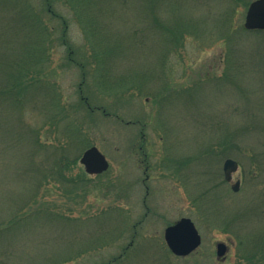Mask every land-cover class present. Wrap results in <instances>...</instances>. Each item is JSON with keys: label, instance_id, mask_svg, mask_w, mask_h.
Listing matches in <instances>:
<instances>
[{"label": "rangeland", "instance_id": "rangeland-1", "mask_svg": "<svg viewBox=\"0 0 264 264\" xmlns=\"http://www.w3.org/2000/svg\"><path fill=\"white\" fill-rule=\"evenodd\" d=\"M224 3L223 0H214L208 8L195 5L192 0L178 2L182 6V17L201 21L204 28H201L200 36L206 31L210 41L202 40L200 43L201 39L194 37L187 42L182 53L167 56L164 69L157 68L147 88L139 90L133 99H122L118 95L114 97L112 91L110 97L102 100L99 98L101 92L93 78V72L88 74L84 84L85 93L89 94L94 106L105 107L92 110V113L87 112L84 107L86 120L81 128L87 133L90 147L97 146L106 156L109 169L99 176H91L89 187L75 196L76 199L81 198L78 203L81 205L79 211H74L71 215L76 221L75 226L78 223L76 228L68 225L66 229L60 230L55 225L46 223L43 232L37 229L30 234L23 230L21 239L26 243L30 241V236L35 238L41 236V233L45 236L62 237L64 241L58 242L53 237L41 249L36 242L29 246L23 243L18 252L22 256L36 252V256H28L27 260L22 261L33 263L40 252L51 245L52 250L60 251L62 256L73 255L79 250L85 252L84 257L69 264H94L117 255L131 242L133 235L136 237L132 250L149 244L153 248L148 246L150 249L147 250L152 254L156 253L154 257H158L162 252L165 253V228L182 217H190L195 222L202 236V243L187 257L173 254L166 259L169 264H228L233 261L235 241L226 222L237 206H244L247 202L251 205L264 199L261 197V194L264 196L262 190L244 183V169L245 172L250 169L249 154L252 150L249 147L254 142L261 147L264 139L257 137L252 141L248 136L242 142V146L246 147L243 151L245 156L232 157L239 163L231 181L233 185L240 180L238 192H234L231 183H227L225 179L223 164L226 159L218 160L215 156H206L202 152L224 138L232 124L242 123L241 118L244 117L235 109L239 104L240 108L244 105V96H254L260 102L264 100V83L255 74L254 67H248L246 62V77H239L236 83L224 84L225 86L217 84L223 73L229 70L228 61L232 59L226 58L221 41L214 42L217 36V16L224 9ZM245 14L246 11L241 18L243 26ZM255 39L254 34H248L243 40L250 46L249 44L256 45ZM59 60L63 61L62 52L56 50L53 54L55 70L52 71L55 81L46 79L42 85L58 87L68 104L79 102L76 89L81 81V74L76 67L71 70L60 67L62 62ZM151 60L155 61L152 64L143 62L142 65H145L142 67L132 61L119 69L115 68V72L119 76L122 75L121 70L132 68L135 72L138 69L147 70L148 66L147 71L154 73V68L162 66V63L159 64V59L156 61L153 56L149 57V61ZM215 69H219V72L215 73ZM216 75L219 76V81L210 78ZM160 91L162 95H158ZM25 93L27 97L22 105V113L13 111L9 115L6 107L0 113V222L12 215L10 202L14 201V196L17 199L30 196L32 191L28 188H35L37 179L32 174L24 177L26 174L19 172L21 179L16 172L22 164H30L29 149L31 153L35 151L33 158L37 163H34L33 169L45 168L44 164L48 166L46 154L42 156L40 148L36 147L38 144L34 134L30 131L37 129V138L44 145L51 144L46 143L48 135L50 140L57 135L56 132L52 133L56 128L55 122H52L53 125L50 122L55 116L56 107L47 109L48 112L44 107L51 103L50 98H29L31 93ZM41 100L44 101L40 103ZM11 119L15 127L8 135ZM63 122L66 120L62 119V124ZM23 130L29 134L25 140L20 138ZM223 180L226 183H222L219 190L212 189L203 194L209 187L215 186V182ZM49 198L51 201L56 199V194L49 195L44 200ZM256 198L258 200L254 201ZM208 199L211 201L208 202ZM57 200L62 209L68 207L69 203L61 195ZM76 205L71 203L73 207ZM102 216L105 217V226L98 222ZM140 219L141 224L134 229L133 225ZM91 236L101 237V240L88 245L87 239ZM221 241L229 245V253L218 258L216 244Z\"/></svg>", "mask_w": 264, "mask_h": 264}, {"label": "trees", "instance_id": "trees-1", "mask_svg": "<svg viewBox=\"0 0 264 264\" xmlns=\"http://www.w3.org/2000/svg\"><path fill=\"white\" fill-rule=\"evenodd\" d=\"M213 1L192 0V3L209 8ZM223 1L224 9L217 16V36L214 42L221 41L226 58L232 59H229V70L223 73L220 81L218 75L210 78L219 81L217 84L221 85L236 83L239 77H246L247 69L244 67L247 62L248 67L253 66L255 74L264 83V30H247L241 19L253 0ZM178 2L181 0H0V113L6 109H9V115L13 111L22 113L26 91L31 93L29 98H50L51 103L44 107L46 111L56 107L55 116L50 122H55L56 128L52 133L57 134L51 140L49 135L46 136V143L51 144L44 145L37 138L38 130L34 128L30 131L34 134L38 144L36 147L40 148L42 156L46 154L48 166L44 164L45 168L33 169L34 163H37L33 158L35 151L31 153L29 149L30 164H22L16 170L19 175V172L26 174L24 177L32 174L38 181L36 180L34 189L28 188L32 191V195L26 196L28 198H12V215L0 222V264H69L85 256V252L80 250L73 255L62 256L60 251L52 250L50 245L43 252L39 251L40 254L33 263H25L28 256H36V252L22 256L18 249L23 243L29 246L34 245V242L41 249L54 237L41 233V236L35 238L30 236V241L26 243L21 239L23 230L30 234L37 229L43 232L46 223H51L50 225L53 224L60 230L66 229L68 225L72 228L78 226V223L75 226L76 221L71 218L73 212L79 211L81 206L78 204L81 198L76 199L75 196L86 190L92 179L80 164L82 153L91 145L86 137L87 133L81 128L86 120L83 108L92 113V110L105 107L94 106L89 94L85 93L84 84L88 74L93 72V78L101 92L99 98L102 100L110 97L112 91L114 97L118 95L122 99H133L138 92L147 88L157 68L164 69L167 56L182 53L187 42L194 37L200 38V43L202 40L210 41L208 32L204 31L200 36L201 28H204L201 21L182 17V6ZM248 34L256 36V45L248 46L244 43L243 39ZM56 50L62 52L60 67L68 70L76 67L81 74V81L76 89L79 102L68 104L58 87L42 85L46 79L55 81L52 71L55 70L53 54ZM152 56L156 61L159 59V64L162 63V66L154 68V73L147 71L148 66L147 70L138 69L135 72L132 68H125L127 70H121L122 75L119 76L115 72V68L119 69L132 61L137 62L139 67L147 61L152 64L155 61H149ZM142 70L145 71L141 72ZM215 70V73L219 72V69ZM262 91L264 93V86ZM158 95H162V92ZM243 99L244 105L240 108L239 104L235 109L244 117L241 118L242 123L232 124L229 133L217 144L204 150L203 155L215 156L218 160L241 158L245 156L243 151L246 147L242 146L245 138L250 136L252 141L257 137L264 139V100L260 102L254 96H244ZM42 101L44 100L40 103ZM62 119L66 120L64 124ZM14 127L13 123L9 125L8 135L14 131ZM27 136L29 134L26 131H21L22 140ZM31 137L33 139L32 135ZM261 143V147L255 142L253 146H248L252 151L249 154L250 169L246 172L244 169V183L252 184V187L254 185V188H259L264 193V140ZM18 178L22 179V176ZM222 183H226L225 180L215 182V186L209 187L203 194L212 189L219 190ZM55 194L56 199L44 200ZM59 195L69 203L65 209L61 208L57 200ZM261 197L264 198L262 194ZM257 200L258 198L254 201ZM259 200L251 205L247 202L244 206H237L232 216L228 217L226 225L235 241L233 261L228 264H264V199ZM71 203L77 205L73 207ZM104 218L102 216L98 220L103 226ZM141 222L142 219L135 223L134 229ZM134 237L136 235L117 255L94 264H169L166 259L173 254L166 243L165 253L154 257L156 253L152 254L147 250L153 248L149 244L132 250ZM54 239L61 243L64 241L59 236ZM87 240L88 245H92L99 242L101 237L91 236Z\"/></svg>", "mask_w": 264, "mask_h": 264}, {"label": "water", "instance_id": "water-1", "mask_svg": "<svg viewBox=\"0 0 264 264\" xmlns=\"http://www.w3.org/2000/svg\"><path fill=\"white\" fill-rule=\"evenodd\" d=\"M244 27L247 30H264V0H253L245 14ZM80 163L89 175H99L109 169V161L95 145L87 148L80 157ZM239 168V163L234 158H227L223 164L226 180H231L234 172ZM241 182L237 180L232 185V190L238 192ZM165 242L170 251L180 257H187L196 251L202 242L201 234L190 217H182L175 223L167 226L164 232ZM228 252L225 242H217L216 254L223 258Z\"/></svg>", "mask_w": 264, "mask_h": 264}, {"label": "flooded vegetation", "instance_id": "flooded-vegetation-1", "mask_svg": "<svg viewBox=\"0 0 264 264\" xmlns=\"http://www.w3.org/2000/svg\"><path fill=\"white\" fill-rule=\"evenodd\" d=\"M231 181H232V179L231 180H227V183H231ZM231 188H232V183H231Z\"/></svg>", "mask_w": 264, "mask_h": 264}]
</instances>
